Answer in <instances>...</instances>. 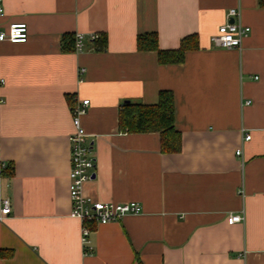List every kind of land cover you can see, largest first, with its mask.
I'll return each mask as SVG.
<instances>
[{"label": "crops", "instance_id": "1", "mask_svg": "<svg viewBox=\"0 0 264 264\" xmlns=\"http://www.w3.org/2000/svg\"><path fill=\"white\" fill-rule=\"evenodd\" d=\"M0 6V31L25 22L29 34L24 43H0V212L6 198L12 208L0 220V249L13 250L0 264H264L258 0H0ZM234 7L251 31L241 48L216 47L212 36ZM146 32L158 34L161 49H176L191 34L200 47L182 63L161 64L155 51L137 47ZM67 33L85 35L82 51L63 49ZM102 34L107 48L98 50L91 35ZM161 90L175 96L182 146L173 154L162 152L159 133L119 128L126 101L154 104ZM70 99L91 102L81 120L97 168L85 194L143 207L92 224L86 235L70 215ZM232 213L243 221L229 224Z\"/></svg>", "mask_w": 264, "mask_h": 264}, {"label": "built area", "instance_id": "2", "mask_svg": "<svg viewBox=\"0 0 264 264\" xmlns=\"http://www.w3.org/2000/svg\"><path fill=\"white\" fill-rule=\"evenodd\" d=\"M3 8L0 6V13ZM240 10L237 7L229 9L227 20L222 24L218 32L212 36V42L216 47L241 48L242 40L247 36L251 28L241 23ZM231 20H234L232 22ZM29 38L28 26L25 22L12 23L7 31H0V43L10 41L12 43H24ZM92 39L97 35H91ZM85 35L76 34V50L82 51L85 46ZM85 69H80V73ZM4 83V80H1ZM90 100H76L71 105L72 121L74 130L69 135L70 145V183L69 191L72 201L71 217L80 219L84 223L85 235L90 231L92 224H108L122 219L129 214H139L143 211L142 205L137 201L127 202H106L97 201L85 194V184L93 179L97 168V158L93 142L89 140V134L82 125V116L90 108ZM251 139V134L245 135V140ZM241 150L237 151L240 154ZM5 167V165H3ZM11 202L9 198L3 200V207L0 212V220H3L11 213ZM228 223L234 224L243 221L241 214H230ZM85 239V237H83ZM91 248L87 250V253Z\"/></svg>", "mask_w": 264, "mask_h": 264}, {"label": "trees", "instance_id": "3", "mask_svg": "<svg viewBox=\"0 0 264 264\" xmlns=\"http://www.w3.org/2000/svg\"><path fill=\"white\" fill-rule=\"evenodd\" d=\"M264 8V0H258ZM95 48H107V35H100L92 39ZM76 34L67 33L63 36V49L68 52L76 50ZM137 47L141 51H155L161 64H179L184 62L186 53L200 47L196 34L184 37L176 49H161L156 32H146L137 37ZM71 105L74 103L70 99ZM175 96L171 90H161L157 103L146 104L142 102L126 101L119 112V128L128 133L156 132L161 137V150L164 153H177L181 150L182 135L176 124ZM11 169L6 168L4 173L11 174ZM13 255V250L0 249V257L8 258Z\"/></svg>", "mask_w": 264, "mask_h": 264}, {"label": "water", "instance_id": "4", "mask_svg": "<svg viewBox=\"0 0 264 264\" xmlns=\"http://www.w3.org/2000/svg\"><path fill=\"white\" fill-rule=\"evenodd\" d=\"M232 22H234V20H231ZM94 176V175H93Z\"/></svg>", "mask_w": 264, "mask_h": 264}]
</instances>
